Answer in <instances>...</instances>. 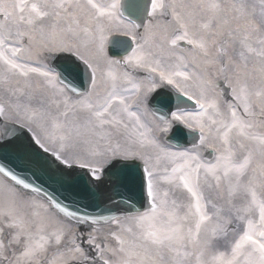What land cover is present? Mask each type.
<instances>
[{"label": "snow or ice", "instance_id": "1", "mask_svg": "<svg viewBox=\"0 0 264 264\" xmlns=\"http://www.w3.org/2000/svg\"><path fill=\"white\" fill-rule=\"evenodd\" d=\"M118 7H120L118 3L104 5L97 0H36V2L18 0L17 3L0 0V19L7 22L0 25V62L7 72L23 77H27L29 73H37L55 88L60 79L57 74L40 67H29L17 59L22 52L31 50L34 34L47 36L49 42L53 43V47L47 48L49 53L71 51V46L68 44L61 42L56 46L54 43L64 31L58 30L60 20H71L79 31L89 37L93 35L91 25L94 23L95 31L99 33L100 49L103 50L106 39L104 21L116 20L115 10ZM130 8L128 22L123 25L121 34L135 41V30L145 28L147 31V26L136 22L141 10L140 5L132 4ZM197 8L201 11L206 9L212 15L200 23L199 33H191V27L197 23ZM145 12L149 17L159 14L169 19L167 23L157 21L153 30L141 37L144 43H137L135 47H132L128 40H113L115 47L130 52V55L110 63H122L125 67L133 65L149 73H156L160 81L174 86L188 100H194L200 109L198 113L173 112L170 113L171 121L166 122L169 126L172 122H176L191 127L194 121L200 130L198 139L201 144L205 141L204 132L207 128L210 134L215 131L221 147L217 149L219 154L215 156L214 163H204L198 153L188 150L171 152L159 149L155 141L148 138L147 126L140 122V117L135 111H130L131 101L134 98L137 110L147 102V97L140 95V86L133 83L130 89H124L132 95L121 97L116 91L117 77L109 71L112 91L93 116L101 126L114 122L115 118L105 120L103 117L112 108L113 103L119 101L122 111L135 120L138 128L145 129L140 133V143L151 144L162 153L157 156V163L161 159L173 163L171 173L162 179L175 189L186 192L190 198V203L183 206L186 211L181 214L182 205L178 204L176 199L170 200L168 191H161L158 188V181L154 183V172L145 167L144 171L148 176L147 196L151 202L147 212L135 217L136 231H133L132 227L126 228L125 231L130 238L117 237L120 244L119 251L124 256L122 264H264V164L253 166L254 153H259L264 158V133L258 134L252 131L258 126L264 127V108L259 110L260 125H257L254 123L256 112L253 111L250 102L253 95L264 98V0H251V2L234 0L227 9L220 0H199L195 4L178 3L177 0H149ZM81 17L84 18L82 27ZM46 20L50 21L47 25ZM9 24L12 27L8 26ZM25 25L29 26L27 30H24ZM214 25L216 30H213ZM13 27L15 32L12 30ZM66 31L75 34L71 24ZM217 36H223L220 49L222 54H227L224 44L239 45L238 55L244 64L242 68L237 65L239 91L233 88L232 93L235 99L242 103L243 112L248 119L238 116L236 108L232 105H228L229 118H223L219 105L214 99L202 102L203 96L197 99L189 95L187 88L177 80V77H182L183 81L190 79L186 71L187 65L184 64L185 57L176 56L181 42L207 57L209 46L215 44ZM152 43H155L157 52L145 47ZM173 57L176 63L165 62ZM250 57L258 58L259 68L253 65L248 70L247 61ZM224 67L226 70L227 65ZM242 70L245 76L250 72L253 79H256V74L259 73L261 86L254 93L250 91L251 85L247 79H239ZM148 79L154 80L155 77L149 75ZM153 90L149 89V91ZM58 91L62 92L63 89ZM84 107L91 109L93 105L88 103ZM209 109L214 110V116L217 118L209 115ZM4 113L5 107L0 105V115ZM63 115L67 116L68 113L64 112ZM205 116L208 119L207 124L203 120ZM162 119L166 120L163 117ZM115 122L121 123V121ZM213 126H216L215 129ZM162 131H168V127ZM233 133L235 142H233ZM36 143L40 144V141L37 140ZM40 147L43 148V144H40ZM129 158L134 159L135 153H125L124 159ZM106 163H109L110 169L120 166L119 160L106 161ZM12 180L17 178L13 175ZM17 183L22 182L17 181ZM202 183L210 191H215L217 202L206 198ZM209 204L212 208L211 213L208 211ZM254 214L258 215V223L252 218ZM240 222L245 226L237 231ZM10 227H19V225L13 222ZM231 232H237V235L229 239ZM53 235L59 243L61 235L57 233ZM41 241L46 243L47 238L40 236L34 245L28 244L23 255L32 256L42 250L44 243ZM3 247V242H0V248ZM75 251L83 256L84 264H88V256L84 251L79 247ZM103 264L109 262L103 261Z\"/></svg>", "mask_w": 264, "mask_h": 264}, {"label": "bare ground", "instance_id": "2", "mask_svg": "<svg viewBox=\"0 0 264 264\" xmlns=\"http://www.w3.org/2000/svg\"><path fill=\"white\" fill-rule=\"evenodd\" d=\"M8 3H17L18 0H7ZM29 2H36V0H29ZM98 3L104 5H110L111 3H118L120 7L115 10L117 19L113 21L105 20V32L106 37L103 50L100 49L99 33L95 31L94 23L91 25L93 28V35L91 37L85 35L79 31L69 19H62L59 22L58 30H64L62 35L59 36L54 42L58 46L61 42L71 46V52L73 54L82 57L83 60L91 67L94 72V81L91 89L87 93H83L80 96L73 97L69 90L59 80L56 87L53 88L47 83L44 77H41L37 73H29L27 77L20 76L18 74H12L7 72L5 66L0 62V105L5 107V113L3 117L9 121L15 122L25 128H27L34 135L36 141L39 140L40 144H43V148L55 156L59 157L61 161L67 160V165H87L84 168H89L93 176L98 178L100 172L106 161L109 162L112 159H124L125 153H135V158H129L126 160H138L154 172V183L158 181V188L161 191L169 192V199H176L178 204H181V214L186 211V206L190 203V198L186 192L175 189L172 185L166 183L162 178L165 175L171 173V168L174 166L172 162L161 159L157 163V156L162 155L159 149L166 151H183L188 150L199 154V157L204 163H214L215 156L218 155L217 149L221 147L220 141L213 131L211 134L208 129H205L204 136L205 141L203 144L195 148H176L168 145L164 142L165 135L170 131L174 123L171 125L166 121H171V117L166 121H161L155 117L152 110L148 106V100L161 88L166 86L165 82L160 81L158 74L149 73L143 68H135L133 65L125 67L122 63L111 64V61H119L122 57H127L129 54L121 57H112L107 51V41L109 37L114 34H121L123 25L127 24L128 19L121 12V0H97ZM178 3L195 4L199 0H177ZM223 7L226 9L234 2V0H220ZM251 2V0H249ZM179 11V9H178ZM197 23L191 27V33L200 32V23L206 21L212 13L208 10L201 11L196 9ZM235 15V13H233ZM162 17L159 14L153 17H149L145 28L140 31L136 29L134 35H136L135 45L137 43L143 44L142 36L148 35L153 30V26L157 23L154 19ZM81 19V27L83 26V17ZM7 22L0 19V25H4ZM50 21L46 20L47 25ZM162 23H165L164 21ZM74 29L73 32H67L66 29L69 25ZM12 27V25H8ZM29 26H24V30H27ZM13 32L15 28L13 27ZM213 30H216L214 25ZM35 39L33 41L30 51L22 52L17 58L22 64L29 67H40L43 70H51L54 74H57L48 65L49 52L47 48L53 47V43L49 42L47 36H41L34 34ZM122 35V34H121ZM223 36L215 37V44H210L208 56H203L198 50L192 48L184 42L176 51V56H184V64L187 65L186 71L189 73L190 79L183 81L182 77H177L178 81H181L183 86L187 88L189 95L200 99L202 96V102L205 100H215L219 105L220 112L223 118L228 119L230 109L228 105H232L236 108L238 116L245 119L248 117L243 112V105L240 101H237L232 93V89L236 88L239 91L237 65L241 68L244 64L240 60L238 55V44H224L227 54H222L221 41ZM158 43V41H156ZM184 43V45H182ZM27 48V45H25ZM146 48H151L152 51L157 52L155 43L145 45ZM59 52V51H54ZM52 52V53H54ZM193 57L195 59L193 60ZM224 59L225 62L220 66L217 60ZM167 64L176 63L175 57L171 60L165 61ZM225 65L227 69L225 70ZM248 70L253 65L259 68V60L255 57H250L247 61ZM109 71L117 77L116 91L121 97L132 95L131 92H125L124 89H130L132 84H138L140 86V95L147 97V102L139 110L136 108L135 98L131 101L130 111H135L140 117V122L145 124L149 129L148 138L154 140L159 146V149L151 144L140 143V133L145 129L138 128L133 118L122 111L119 101L113 103L112 108L105 114L103 119L121 121V123H105L100 125L99 121L93 116V113L98 109L100 105L104 103L109 93L112 91V80L108 76ZM127 73V77H125ZM149 75L155 77L154 80L148 79ZM225 80L227 85L231 89L230 98L222 94L220 87L215 85L217 80ZM239 79H247L251 85L250 91L253 93L261 86L259 73L256 74V79L252 78L251 73L245 76V72L242 70L239 75ZM174 88L175 91L177 89ZM63 89V91H58ZM149 89H154L149 91ZM178 92V91H177ZM180 93V92H178ZM66 101V103H65ZM250 102L253 105V111L256 112V119L254 123L260 125L259 110L264 108V98H258L255 95L251 97ZM92 104L91 109L84 107L85 104ZM19 105V107H17ZM186 111L189 113H198L200 111L199 106L191 109H176L174 112ZM67 112L68 115L64 116L63 113ZM209 115L214 116V110L209 109ZM214 118H217L214 116ZM204 122L207 124V117H203ZM59 125V127H57ZM188 129L199 131L198 125L192 122V126L188 127L186 124H182ZM165 127H168V131H162ZM216 126H213L215 129ZM252 131L256 133H264V127H256ZM63 137V139H61ZM233 142H235V135L233 133ZM207 149H213L215 153H208ZM65 163V162H64ZM264 164V158L259 153H254L253 166ZM167 169V171H165ZM95 170V171H94ZM205 196L215 200V191H210L206 186H203ZM208 211L211 213V204L208 205ZM147 212V211H146ZM145 213V212H144ZM140 214L131 215L123 218L116 219L111 228L114 231L115 238H109L108 249L106 253L114 260L113 264H122L124 259L123 254L119 251L120 244L117 237L128 239L129 234L125 231L126 228L132 227L133 231H136L134 225V219ZM256 223H258V215L252 217ZM15 222L19 227H13L10 225ZM7 225L8 230H12L13 237L11 239L15 243L7 244L6 238L3 237V243L5 248L0 252V258L3 259L1 264H43L49 260L44 261L43 249L48 247L52 239L55 240L53 233L61 235V239L67 238L70 230V224L64 216L57 215L55 211L50 207L46 200L41 198L37 194H27L21 191L11 180L6 178L0 172V227ZM245 225L240 222L238 224L237 231L243 228ZM237 232H231L229 239L235 237ZM40 236L47 238V242L44 243V248L36 252L32 256H24L23 251L28 244H35L39 240ZM103 233H100L99 239L103 238ZM19 241V242H17ZM49 250L50 247L48 248ZM20 256L16 257V255ZM46 254V253H45ZM79 257L74 255L62 254L52 264H67L69 262H76ZM79 262H81L79 260ZM76 264V263H75Z\"/></svg>", "mask_w": 264, "mask_h": 264}, {"label": "water", "instance_id": "3", "mask_svg": "<svg viewBox=\"0 0 264 264\" xmlns=\"http://www.w3.org/2000/svg\"><path fill=\"white\" fill-rule=\"evenodd\" d=\"M132 4L140 5L136 21L144 23L149 0H124V13L128 16ZM115 39L128 40L133 47L130 38L114 36L110 42L111 55L128 53L113 45ZM53 67L59 70L61 82L75 93L88 90L92 78L89 68L75 56H57ZM150 105L162 119L168 118L178 107L195 106V103L183 95L163 89ZM2 124L5 137L0 143V171L11 179L14 175L16 183L22 182L17 183L21 188L48 198L59 212L75 221L108 222L119 215L148 208L146 175L140 162L119 160L118 168L110 169L107 166L103 180H93L88 169L68 168L42 149L27 130L4 122ZM198 136V132L187 131L182 125L176 124L166 141L176 147L193 146L199 141Z\"/></svg>", "mask_w": 264, "mask_h": 264}, {"label": "rangeland", "instance_id": "4", "mask_svg": "<svg viewBox=\"0 0 264 264\" xmlns=\"http://www.w3.org/2000/svg\"><path fill=\"white\" fill-rule=\"evenodd\" d=\"M168 19L169 18L167 17H158V19H154V20L159 21V22L164 21L165 23H167ZM217 61H219L220 65L224 63V59H220ZM215 85L220 86V82L216 81ZM220 88L223 94L222 87L220 86ZM100 227L101 226L94 227L90 232H80V231H77L76 227L71 226L69 237L75 238L74 239L75 241L65 243L57 251H53L51 253L52 257L48 258L49 262H47V264H52L56 260V258L60 257L62 254L74 255L75 257H79L78 260L84 261L83 256H81L80 253L75 251L77 247L81 248L84 251V253L88 256V264H101L103 261L109 262V258L107 256L106 251L110 243H108V240H104V239L100 240L98 238L101 232L104 233L107 230L106 228L104 230V229H101ZM104 237L107 238L108 235L106 234L104 235ZM90 240L91 242H89Z\"/></svg>", "mask_w": 264, "mask_h": 264}]
</instances>
